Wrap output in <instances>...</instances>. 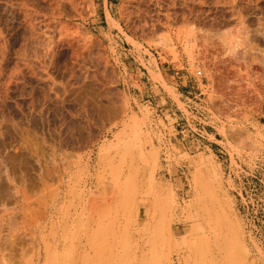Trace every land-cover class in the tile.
I'll use <instances>...</instances> for the list:
<instances>
[{
    "label": "rangeland",
    "instance_id": "1",
    "mask_svg": "<svg viewBox=\"0 0 264 264\" xmlns=\"http://www.w3.org/2000/svg\"><path fill=\"white\" fill-rule=\"evenodd\" d=\"M138 1L0 0V264H264V0Z\"/></svg>",
    "mask_w": 264,
    "mask_h": 264
},
{
    "label": "crops",
    "instance_id": "2",
    "mask_svg": "<svg viewBox=\"0 0 264 264\" xmlns=\"http://www.w3.org/2000/svg\"><path fill=\"white\" fill-rule=\"evenodd\" d=\"M15 176V175H14ZM17 178H18V175H17ZM16 188V187H15ZM17 191L18 192H20V186H19V184H17ZM18 196H19V194H18Z\"/></svg>",
    "mask_w": 264,
    "mask_h": 264
},
{
    "label": "bare ground",
    "instance_id": "3",
    "mask_svg": "<svg viewBox=\"0 0 264 264\" xmlns=\"http://www.w3.org/2000/svg\"><path fill=\"white\" fill-rule=\"evenodd\" d=\"M135 1H136V3H137L138 0H132V2H135ZM142 1H143V0H142ZM144 2H145V1H144ZM139 3H141V1H140V2L138 1L137 4H139ZM137 4H136V5H137ZM141 4H142V3H141ZM137 6H138V5H137ZM187 54H188V53H187Z\"/></svg>",
    "mask_w": 264,
    "mask_h": 264
},
{
    "label": "built area",
    "instance_id": "4",
    "mask_svg": "<svg viewBox=\"0 0 264 264\" xmlns=\"http://www.w3.org/2000/svg\"><path fill=\"white\" fill-rule=\"evenodd\" d=\"M197 75H199L200 74V72L199 71H197V73H196Z\"/></svg>",
    "mask_w": 264,
    "mask_h": 264
}]
</instances>
